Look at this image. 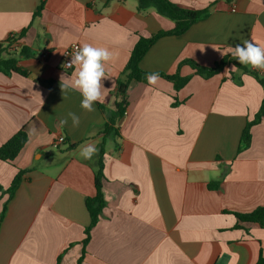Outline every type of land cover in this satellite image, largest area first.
Instances as JSON below:
<instances>
[{
	"label": "crops",
	"instance_id": "obj_1",
	"mask_svg": "<svg viewBox=\"0 0 264 264\" xmlns=\"http://www.w3.org/2000/svg\"><path fill=\"white\" fill-rule=\"evenodd\" d=\"M41 1L0 0V43L28 29L14 49L33 53L19 60L29 77L0 73V148L21 130L29 137L14 162L0 160V264H78L84 249L83 264H256L264 229L237 228L233 213L264 206V118L252 128L250 147L239 150L263 87L234 67L205 79L181 64L213 67L245 40L264 47V0H170L211 12L185 34L159 39L140 67L190 81L180 91L160 76L154 85L132 84L121 137L104 146L107 205L86 247V200L96 194L94 171L117 81L141 38L175 24L153 9L139 12L138 0H46L35 18ZM74 43L118 53L106 65L104 102L92 112L81 107L79 91H61V75L75 78V68L63 67L64 50ZM49 80L52 87L38 83ZM69 112L79 126L71 118L61 125ZM60 137L66 141L55 148ZM89 144L98 154L86 160L80 150ZM21 170L30 171L3 216L6 191Z\"/></svg>",
	"mask_w": 264,
	"mask_h": 264
},
{
	"label": "trees",
	"instance_id": "obj_2",
	"mask_svg": "<svg viewBox=\"0 0 264 264\" xmlns=\"http://www.w3.org/2000/svg\"><path fill=\"white\" fill-rule=\"evenodd\" d=\"M232 2L233 0H227ZM46 0H42L40 6L34 14V17H40L42 11L44 10ZM153 9L158 14L166 17L167 19L174 22L175 27L172 31L164 32L161 31L150 38H141L136 44L129 62L124 68L121 76L117 81V87L115 91V97L117 99L115 109L109 112H105L107 122L102 129V135L104 141L100 147L98 154L97 165L95 167V188L96 194L94 197H90L86 200V207L89 212L91 222L90 225L86 228L85 234L86 238L83 241L84 246L86 247L91 239V232L97 226L100 221L103 210L105 209L107 202L105 200L103 192V182L105 179L104 175V161L103 157L105 154L104 146L105 140L107 138L117 139L120 136V121L123 120L127 113V108L129 106L128 102V92L133 83H147V75L151 74L145 72L141 69L140 63L147 54V52L152 48V46L161 38L167 36H181L185 34L193 24L206 19L211 12V9H206L202 11H195L191 9H186L180 7L170 0H138V11L147 12L148 10ZM28 29L22 31L18 36L13 35L9 37L8 40L0 43V73H3L7 76H12L17 74L23 77H29V73L19 66V60L21 58H30L33 56V53L28 49L23 47L19 53H11V50L15 48L17 41L23 37ZM182 65L190 66L197 75L210 79L214 76L221 75L225 72L228 67H234L237 70L241 71L244 75H249L257 80V82L263 87L264 90V74L256 70L251 69L250 66H245L239 64L238 60L233 58L231 55L225 56L220 62L216 63L213 67H203L197 64L195 61L186 60ZM160 77L165 78L166 80L174 84L175 90L180 91L183 89L190 81V77H181L180 73L176 75H166L163 73H158ZM39 84L43 86L52 87L54 84L53 80L46 82L38 81ZM238 85H242L241 78L236 79ZM177 104H174L176 106ZM264 118V98L260 107V110L255 116V119L247 123L241 137L240 142V151H243L250 147L252 141L251 131L252 128L261 123ZM29 140L28 134L26 131L21 130L15 134L7 143H5L0 148V160L7 163L14 162L25 145ZM77 146V145H76ZM76 146H71L69 149L75 148ZM30 170H21L13 180L11 186L6 191L9 194V198L3 209V216L7 212L8 203L14 198L16 192L20 188L25 175ZM218 183L211 184V188H217ZM0 191H4L0 187ZM237 218L238 224L237 228L242 229L246 232L248 230L243 227L244 224H257L264 229V206L259 207L256 210L250 213H233ZM86 251L84 249L83 256L79 259L78 264H83ZM61 258L59 259L60 262ZM256 264H264V254L261 252L258 262Z\"/></svg>",
	"mask_w": 264,
	"mask_h": 264
},
{
	"label": "clouds",
	"instance_id": "obj_3",
	"mask_svg": "<svg viewBox=\"0 0 264 264\" xmlns=\"http://www.w3.org/2000/svg\"><path fill=\"white\" fill-rule=\"evenodd\" d=\"M228 51L233 58L238 60L239 64L264 72V47L256 45L251 40H245L243 45L230 47ZM117 55L118 53L110 51L106 47L83 43L71 55V61L68 64L70 67L75 66L76 70L73 73L75 78L69 80L65 75H61L62 93L66 94L70 89L79 91L83 97L81 107L88 112L95 111L93 104L104 102L102 81L108 78L106 65ZM146 78L149 85H154L159 80V74L151 73ZM68 118H71L73 127L79 126L80 119L72 112H69L68 117L60 121L62 126L68 123ZM96 154H98V148L91 144L80 150V155L86 160H91Z\"/></svg>",
	"mask_w": 264,
	"mask_h": 264
},
{
	"label": "built area",
	"instance_id": "obj_4",
	"mask_svg": "<svg viewBox=\"0 0 264 264\" xmlns=\"http://www.w3.org/2000/svg\"><path fill=\"white\" fill-rule=\"evenodd\" d=\"M233 11H235V9H233ZM80 44L79 43H74V44H72L71 46H69L68 48H66L65 50H64V53H63V67H64V70H66V71H70V70H72V69H74L75 68V66H68V64L70 63V61H71V55L75 52V51H77L79 48H80ZM48 55H47V53H43L42 55H41V57L43 58V59H45L46 57H47ZM65 138L64 137H60V138H58L56 141H55V143H54V147L55 148H58V147H60L61 145H63L64 143H65Z\"/></svg>",
	"mask_w": 264,
	"mask_h": 264
},
{
	"label": "rangeland",
	"instance_id": "obj_5",
	"mask_svg": "<svg viewBox=\"0 0 264 264\" xmlns=\"http://www.w3.org/2000/svg\"><path fill=\"white\" fill-rule=\"evenodd\" d=\"M11 53L14 54V53H17V52H16L15 49L13 48V49L11 50ZM112 139H113V138H107V139L105 140V144H106L105 149H106V150H108V149L111 148V145H112L111 143L113 142Z\"/></svg>",
	"mask_w": 264,
	"mask_h": 264
},
{
	"label": "water",
	"instance_id": "obj_6",
	"mask_svg": "<svg viewBox=\"0 0 264 264\" xmlns=\"http://www.w3.org/2000/svg\"><path fill=\"white\" fill-rule=\"evenodd\" d=\"M123 123V120L120 121V125Z\"/></svg>",
	"mask_w": 264,
	"mask_h": 264
}]
</instances>
